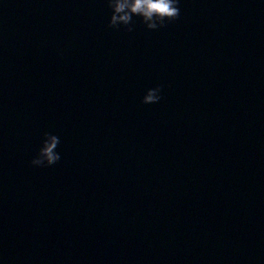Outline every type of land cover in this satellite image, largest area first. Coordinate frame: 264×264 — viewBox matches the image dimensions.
<instances>
[{
	"label": "water",
	"instance_id": "1",
	"mask_svg": "<svg viewBox=\"0 0 264 264\" xmlns=\"http://www.w3.org/2000/svg\"><path fill=\"white\" fill-rule=\"evenodd\" d=\"M108 3L0 0V264H264V0Z\"/></svg>",
	"mask_w": 264,
	"mask_h": 264
},
{
	"label": "clouds",
	"instance_id": "2",
	"mask_svg": "<svg viewBox=\"0 0 264 264\" xmlns=\"http://www.w3.org/2000/svg\"><path fill=\"white\" fill-rule=\"evenodd\" d=\"M180 0H109L111 16L108 24L112 28L124 25L131 32V21L134 16L142 19L150 30L162 28L166 23L175 20L180 15ZM161 99V87L148 88L142 98L144 104H153ZM59 143L58 137L48 135L38 154L31 160V164L37 167L54 165L61 159V154L54 151Z\"/></svg>",
	"mask_w": 264,
	"mask_h": 264
}]
</instances>
